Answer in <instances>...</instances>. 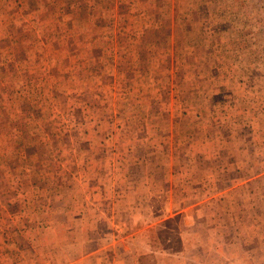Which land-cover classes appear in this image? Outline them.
<instances>
[{"label": "rangeland", "instance_id": "374dc122", "mask_svg": "<svg viewBox=\"0 0 264 264\" xmlns=\"http://www.w3.org/2000/svg\"><path fill=\"white\" fill-rule=\"evenodd\" d=\"M206 132L236 135L235 157L262 175L236 235L197 223L225 243L200 256L184 249L189 220L232 206L186 188ZM221 162L209 180H235ZM263 197L264 0H0V264H68L97 244L86 264H137L153 226L142 264H264V218H249ZM126 227L134 241L108 250Z\"/></svg>", "mask_w": 264, "mask_h": 264}, {"label": "crops", "instance_id": "0c3cea01", "mask_svg": "<svg viewBox=\"0 0 264 264\" xmlns=\"http://www.w3.org/2000/svg\"><path fill=\"white\" fill-rule=\"evenodd\" d=\"M176 133V131L174 130ZM175 133H170L172 135H175ZM237 134V133H236ZM204 137H202L200 141V146L199 147H189L188 148V154H186V165H184V170L186 173V178L188 177V181L186 182V188H192L194 191V195L192 197H195L197 199L193 200L197 203H215L217 204H226V205H232L231 207L226 208V211L223 210V212L216 210L217 212H204L203 214H198L195 218L193 217L191 220H189L188 225L189 228H186V243H184V249L185 250H196L199 251L200 256H203V252H208L210 250L217 251L219 247L225 245V243H220L221 239H218V241L214 244H211L209 246V243H206L203 239L196 238L197 235H199L196 230H197V223L199 221H203L205 219H208L206 221L209 222L212 219L217 220L216 226H219V229H222V233L218 232L217 234H224L228 232L229 234L236 235V227L238 224H236V216L241 215V207H243V204L245 202L250 203L252 196L255 194V189L257 188V185H259L258 179H260V176L262 174H257L254 172V170L257 169V167H253V162H249V164H246L243 166L242 161L239 158H236V148H235V143L238 141L236 140L237 136L232 137V143H221L219 142V136L216 133H209L206 132V134H203ZM210 151L215 152L216 156L213 158H210ZM232 154V156L228 157V161L230 166H226L223 163H226L225 159L227 155ZM170 155L173 156V154L170 152L169 153V158ZM252 155H250V158ZM223 159V160H222ZM149 161H151V166L155 167L157 170H160L162 167L160 162H157L155 158L153 157L152 159L149 157ZM223 161V162H221ZM209 162L215 163L214 165H219V162H221V166L226 167L228 171H231V169L236 173V179L232 180L231 182L225 181L223 179L221 180H209V174L207 173V170L209 167ZM228 164V162H227ZM256 165V164H255ZM165 167V166H164ZM167 167V168H166ZM166 169H169L168 166H166ZM169 171V170H168ZM254 172V174H253ZM248 173V174H246ZM153 183V182H152ZM155 183V182H154ZM157 184V183H156ZM159 186V185H156ZM155 186H153L154 188ZM165 187V185H164ZM255 187V188H254ZM167 190L165 191L166 196L168 197V203L173 204L175 203L174 200V189L177 188L176 182L170 181V183L167 185ZM254 188V190H253ZM161 189V188H160ZM158 192L157 196H160V190H156ZM200 199V201H198ZM264 199V197H263ZM264 202V200H263ZM116 209V206L114 202H111V213L114 214ZM210 212V211H209ZM74 215V214H73ZM171 214L169 215V217ZM187 217V216H186ZM264 218V215L260 214L258 212L255 213V211L250 212L249 211V218L252 220V222L256 219H261ZM223 218V220H222ZM187 219V218H186ZM188 220V219H187ZM224 221V222H223ZM233 221V222H232ZM205 224V223H204ZM124 225V224H123ZM43 229V223L40 224ZM48 228V227H47ZM58 228V227H57ZM31 229V228H30ZM123 229V228H122ZM128 231V228L126 227L125 231L123 232L124 235L121 236L120 239L114 240L107 245L108 250H113L116 247H120L122 244L134 241L132 238V235L126 236ZM165 234H172L173 230L172 229H166ZM112 233H114L112 231ZM161 231H159L156 226H153L152 228L148 229V234L149 238L148 241H146L145 234H140V236L145 239L144 240V245L145 247L148 248L147 253H141L137 255V264H142L144 262V259L147 258L148 256H151L150 258H155V252L157 251L156 249V235L160 234ZM122 240V242H120ZM38 243V242H37ZM242 243V242H240ZM36 244L35 242H32L30 246H33ZM247 243H244V246L246 247ZM75 245V244H74ZM94 248V250L87 254L85 257L79 255L75 256L72 260L69 261L68 264H86L85 260L87 258H91L92 256L96 255L100 251L104 250L106 247L103 245H99ZM58 247L63 249L65 247V244L60 243L57 244ZM252 245L248 244L246 248H250ZM243 246H236V249L241 250L243 249ZM78 250V249H76ZM124 251H129L133 252L134 250H130L129 248H126ZM190 257V261L194 263H199L201 262V258L196 257ZM250 259V257H249ZM248 259V262H249ZM245 261V260H243ZM45 263L47 264H65V262L62 259H56L54 261L53 259L47 260ZM202 264V262H201Z\"/></svg>", "mask_w": 264, "mask_h": 264}]
</instances>
